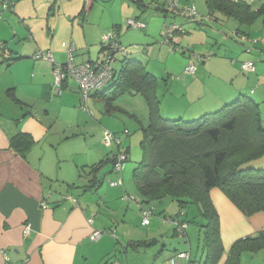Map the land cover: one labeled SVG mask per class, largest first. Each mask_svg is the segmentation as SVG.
<instances>
[{
	"label": "rangeland",
	"instance_id": "374dc122",
	"mask_svg": "<svg viewBox=\"0 0 264 264\" xmlns=\"http://www.w3.org/2000/svg\"><path fill=\"white\" fill-rule=\"evenodd\" d=\"M24 1H33L32 10L28 8L25 15L28 16V22L32 17L31 24L35 26L39 40L44 46L41 49L43 51L51 49L53 53V49L56 48L63 50L61 55L54 53L56 64L62 65L68 61L69 48L72 44L76 49L74 60L78 64L90 61V56L95 60L101 52H106L107 58L110 51L105 49L104 37L113 35L116 33L115 30H120L118 38L127 52L125 56H117L114 69L119 76L127 62H141L146 71L157 78L156 92L164 118L185 121L198 119L205 115V112L201 111L213 108L215 101H223L236 87L244 88L240 92L241 95H246L259 104L264 127V90L262 91L264 78L258 79L264 76V53L260 52L262 47L256 45L258 48L256 50L254 49L256 46L253 48V54L260 56L253 63L262 69L256 76L253 73L242 74L239 69L243 71L241 62L245 60L232 56L235 52L233 47H236L241 56H247L251 53L242 45L248 46L247 42L251 44L255 41L262 42V37L259 38L256 33L264 28L263 18L251 26H240L234 20L225 21L219 14L217 15L219 19L215 21L213 18L209 19V9L205 0H175L179 10L182 7L193 6L198 14L196 21L202 20V25L196 22L188 23L182 16L170 11L167 13L169 8L165 0H143L144 5L137 3V0H95V7L91 13L86 9L89 6L88 1L91 0ZM263 2L264 0H256L254 9ZM34 7L37 8V12ZM48 8L54 13L49 19V30L46 29V17L51 13ZM83 15L87 19L86 22ZM135 19L146 24L147 29L129 27L128 21ZM112 20L120 21L115 30L114 26H110L111 29L105 34H96L87 42L81 38L82 25L92 27L93 22L102 21L109 25ZM171 24H179L186 31L185 34L176 35L177 48L174 50L164 43L165 28ZM239 28L245 32L243 33L245 36L236 39L233 32ZM93 29L99 32L97 28ZM72 31L75 32L74 38ZM217 31L222 33L230 31L231 34L228 33L224 37V34ZM230 39L232 40L228 42ZM27 40L28 38L21 42L26 43ZM8 44L9 42H6V46ZM195 56L206 58V62L201 60L194 62ZM233 60L240 61L237 62L239 66H236ZM193 62L197 73L190 75L186 68ZM213 62L218 63L210 67ZM204 66L209 67L205 73L202 70ZM229 66H233L234 70ZM197 78L194 86L188 85ZM68 81L72 86L78 85L73 79ZM111 85L112 83L101 92L108 90ZM252 89H255L256 95L251 93ZM68 93L70 94L67 96L68 105L66 108H60L57 105L60 97L54 96L52 92L51 99L57 100L56 104L50 107V122L53 128L47 142L43 143L42 149L38 151L44 161L52 162L55 174L65 176V173H68V181L76 183L78 188L70 192L80 203L92 207L98 231L103 232L102 238H105V242L107 237L113 238V245L108 247L111 254L104 258L102 264H167L176 252L185 251L191 253L190 264H206L209 252L206 247L204 226L207 220L199 207L190 205L181 209L171 198L147 204L134 182L133 171L142 159L140 144L143 139V127L149 123L146 98L142 94L124 93L115 97L113 93L98 96L94 92V95L86 100L82 92ZM197 99L199 100L196 104ZM235 99L237 97L210 111L216 112ZM107 133L119 138L120 144H106L104 136ZM121 152L128 153V161L121 174L112 172L113 164L110 162L97 171V174L90 172V166ZM76 164L82 170L80 177L77 171L75 175ZM250 165L254 168H264V156ZM95 175L103 183L100 186L98 184L97 188L88 189ZM120 178L123 179V185L118 187L110 185V182ZM65 186L59 184L58 191L66 192ZM144 212L149 213L147 226L143 225ZM171 218L188 221L186 236L174 235ZM244 238L241 236L239 239L229 241L231 245L229 248L223 244L226 257L233 244ZM226 257L222 259V264ZM237 264H264V246L242 249Z\"/></svg>",
	"mask_w": 264,
	"mask_h": 264
},
{
	"label": "crops",
	"instance_id": "0c3cea01",
	"mask_svg": "<svg viewBox=\"0 0 264 264\" xmlns=\"http://www.w3.org/2000/svg\"><path fill=\"white\" fill-rule=\"evenodd\" d=\"M12 1L15 3L12 10L7 11L0 21V43L3 44V47L0 46V264H102L104 258L111 254L108 247L113 245V238L107 237L106 242L104 237L95 241L92 239L93 233L98 231L92 207L80 203L71 194L72 189L68 186L76 183L68 181V173H65L66 177L59 173H56V176L52 162L44 161L38 151L42 149L43 143L47 142L53 128L50 122V107L56 104L57 100L51 99L52 92L54 96L60 97L57 105L66 108L67 96L70 95L68 91L73 93L81 90L77 84L72 86L69 79L58 88L53 65L33 59L36 51L44 47L35 26L31 24L32 17L28 22V16L25 15L28 8L32 10L33 1ZM95 2L88 1L89 6L86 9L89 13L95 7ZM85 4L86 2L84 6ZM34 10L37 12L36 7ZM48 11L51 13L46 17L47 30L50 16L54 14L50 8ZM82 17L85 18L84 15ZM86 20L85 18L84 22ZM119 22L112 20L109 25L104 21L93 22L92 27L82 25L81 38L87 42L96 34H105L111 29L110 26H114L115 30ZM94 27L99 32H95ZM263 29L256 33L259 38L262 37V42L257 43V46L262 47L261 53H264ZM119 31L115 30L114 34L118 36ZM217 33L226 37L230 31ZM74 37L75 32L72 31V38ZM27 38L29 41L21 42ZM6 42H9L7 46ZM233 48L235 52H231L232 56L245 60L241 65L255 62L254 60L260 57L254 55V51L250 55L241 56L236 47ZM53 50L55 55H61L63 51L57 48ZM46 51H50L55 60L52 50ZM106 56V52H101L95 60L90 56V61L82 63L99 64ZM233 61L239 66L237 62L240 61ZM217 63L213 62L210 67ZM232 67L230 68L233 69ZM208 68L204 66L203 72ZM261 70L255 65L253 74L256 76ZM239 71L245 73L242 69ZM263 78L264 76L258 77L261 80ZM197 81L198 78L188 85L192 87ZM243 90L244 88L235 87L226 99L215 101L213 108L239 97ZM251 93L256 95L255 89H252ZM91 95H94V92ZM198 100L194 102L197 104ZM213 108H206L201 112L209 114ZM19 135L28 136L33 141L26 155H23L18 145H13V139ZM74 171L75 175L76 171L79 172V177L82 174L77 164ZM59 184L66 185L64 190L67 191L59 192ZM210 196L220 215L224 246L229 248V241L264 231V213L246 217L219 189H213ZM71 197L75 201L68 199ZM27 226H31L29 234H25ZM225 257L226 255L223 259Z\"/></svg>",
	"mask_w": 264,
	"mask_h": 264
},
{
	"label": "trees",
	"instance_id": "16d2710c",
	"mask_svg": "<svg viewBox=\"0 0 264 264\" xmlns=\"http://www.w3.org/2000/svg\"><path fill=\"white\" fill-rule=\"evenodd\" d=\"M205 1L209 9V19L213 18L215 21L219 19L218 14L225 21L234 20L240 26H251L258 19H264V2L254 9L256 0ZM164 2L169 8L167 13L170 11L180 15L188 23L203 24L202 20L196 21L197 11L196 16L188 18L182 13L185 7H182L181 11H176L171 9L166 1ZM137 3L144 5L143 0H137ZM171 25L178 27L171 40L174 50L177 48L176 35L185 34L186 31L179 24ZM243 33L245 32L239 28L234 35L238 39L245 36ZM116 37L121 45L117 35ZM256 45L257 43L250 47L249 52L246 45L242 46L248 53H252ZM107 48L105 46V49ZM200 60L205 62L206 58ZM249 63L255 68L253 62ZM243 71L253 73L244 69ZM157 84V78L148 73L141 62L129 61L119 76L117 73L108 90L95 92L98 96L113 93L117 97L130 93L142 94L146 98L149 123L143 127V139L140 144L142 159L133 171L136 187L147 204L171 198L181 209L197 205L207 220L204 226L206 247L209 252L206 264H220L225 255L221 220L211 199V191L221 190L246 217L264 213V168H254L250 165L264 156V127L260 106L252 98L240 95L232 103L198 119L170 120L161 114L160 100L156 92ZM13 145H18L23 155H26L33 141L28 136L19 135L13 139ZM116 157L117 153L90 166V172L97 174L109 162L113 164L114 172ZM102 183L96 176L87 188H97ZM68 187L78 188L74 184ZM170 220L174 225V235L186 236L188 221H179L177 218ZM261 246H264V231L234 243L223 264H237L242 249Z\"/></svg>",
	"mask_w": 264,
	"mask_h": 264
},
{
	"label": "built area",
	"instance_id": "2783aa9c",
	"mask_svg": "<svg viewBox=\"0 0 264 264\" xmlns=\"http://www.w3.org/2000/svg\"><path fill=\"white\" fill-rule=\"evenodd\" d=\"M171 9H174L176 11H181L178 9L177 2L175 0H165ZM14 2L12 0H0V21L3 20L4 14L7 11H11ZM185 11V13H184ZM184 11L182 12L183 15L189 17L196 16V10L194 7H185ZM129 27L133 29H144L146 25L137 20H129L128 21ZM178 29L176 25H169L165 28L164 33V39L165 44L170 45L171 48L173 45L171 44V40L173 38V35L175 31ZM242 40V38H240ZM115 34L113 35H107L104 37V44L107 49L110 51V55L104 59L102 63L95 64L93 62H85L81 64H75L74 63V52H75V46L72 45L69 48V54L70 57L65 65H59L55 63L54 56L50 51H42L37 50L36 53L33 56L34 60H42L46 62H50L53 64V72L56 78V86L60 88L64 81L68 79H73L78 83L81 92L83 93L84 98L87 100V98L90 96V93L95 91L103 90L105 87H107L109 84L113 82L117 75V71L114 69V63L117 60L118 55H125L126 48L122 47L118 41ZM248 46L246 45V48L249 49L251 45L256 44V41L254 44H251L247 42ZM0 46L3 47V44L0 43ZM201 58L198 56L194 57V62L200 60ZM191 63L187 68L186 72L190 75L197 73V68L195 63ZM243 69L246 72H254L255 68L252 63H245L243 64ZM104 142L108 145L112 143L120 144V139L117 138L112 133H107L104 136ZM128 161V155L127 153L121 152L117 153L116 161L114 163V172L121 174L126 162ZM110 185L112 187H118L120 185H123V179L120 178L117 181L110 182ZM69 200H73V198H68ZM45 205V204H44ZM144 222L143 225L147 226L149 224V213L144 212ZM171 221V220H170ZM172 222V221H171ZM183 228H186V226H183ZM31 230V226H27L25 229V234H29ZM183 233V231H181ZM103 232L101 231H95L92 238L94 240H99L102 238ZM191 253L189 252H177L174 257H172L170 260L167 261V264H190L191 262Z\"/></svg>",
	"mask_w": 264,
	"mask_h": 264
}]
</instances>
